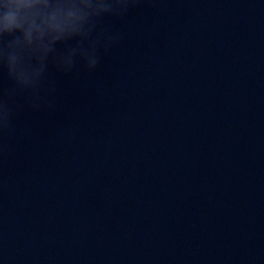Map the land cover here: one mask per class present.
Returning <instances> with one entry per match:
<instances>
[{
  "label": "water",
  "instance_id": "obj_1",
  "mask_svg": "<svg viewBox=\"0 0 264 264\" xmlns=\"http://www.w3.org/2000/svg\"><path fill=\"white\" fill-rule=\"evenodd\" d=\"M105 23L122 43L50 64L55 108L0 140V264H264V0Z\"/></svg>",
  "mask_w": 264,
  "mask_h": 264
},
{
  "label": "clouds",
  "instance_id": "obj_2",
  "mask_svg": "<svg viewBox=\"0 0 264 264\" xmlns=\"http://www.w3.org/2000/svg\"><path fill=\"white\" fill-rule=\"evenodd\" d=\"M144 0H0V140L15 131L23 105L55 108L50 64L64 74L94 72L125 39L105 21L124 19ZM22 102V103H21ZM3 145L0 144V151Z\"/></svg>",
  "mask_w": 264,
  "mask_h": 264
}]
</instances>
